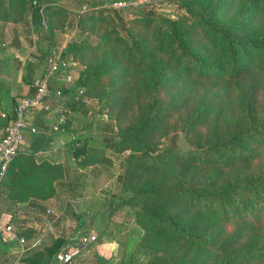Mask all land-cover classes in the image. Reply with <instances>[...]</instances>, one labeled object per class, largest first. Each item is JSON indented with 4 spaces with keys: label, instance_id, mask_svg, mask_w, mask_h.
<instances>
[{
    "label": "trees",
    "instance_id": "1",
    "mask_svg": "<svg viewBox=\"0 0 264 264\" xmlns=\"http://www.w3.org/2000/svg\"><path fill=\"white\" fill-rule=\"evenodd\" d=\"M102 1L76 19L97 39L62 52L80 65L69 107L99 100L116 135L102 146L128 152L118 179L140 229L135 264H264V0H167L185 15L141 6L129 19ZM27 11L39 22L32 0H0V22ZM44 11L49 37L62 32L68 12ZM70 144L78 164L109 162L85 138ZM62 176L61 163L17 151L0 184L9 203H33L52 197ZM66 242L52 239L35 263L49 264Z\"/></svg>",
    "mask_w": 264,
    "mask_h": 264
},
{
    "label": "crops",
    "instance_id": "2",
    "mask_svg": "<svg viewBox=\"0 0 264 264\" xmlns=\"http://www.w3.org/2000/svg\"><path fill=\"white\" fill-rule=\"evenodd\" d=\"M43 23L42 18L36 22L30 15L16 23L0 22V137L12 115L16 100L31 93L32 79L46 69L45 56L51 50H59L66 68L48 78L47 95L26 117V123L33 126L35 131L30 132L28 128L23 130L18 151L31 152L37 160L61 163L63 176L56 182L55 194L52 197L33 203H9L5 198V188L0 184V264H38L35 263L36 257L33 255L42 251V248L49 245L57 236L67 240L61 249L74 243L77 239L75 231L63 222L57 221L61 212L58 209L63 200L72 201L73 198L68 199L67 195H59L57 187L63 184L67 190L66 183L71 179L70 177L66 179L67 173L64 171L69 166L70 171L74 172L73 178L80 175V184L91 181V172L96 171L94 169L97 164L77 167L78 163L71 155L69 143V140L76 138L77 135L68 138V133L74 130L79 132V135L83 134L74 119L78 112L72 110L74 106L69 107L68 99L69 89L77 90L72 81L76 76L78 64L63 56L62 50L67 42V34L54 31L52 37H49ZM66 75H69L71 80L67 81ZM61 115H64V120L68 122L66 126L63 125L65 121L59 122ZM105 148L111 151L108 145H105ZM105 156L110 158V155ZM55 204H58L56 211ZM66 206L69 207V204L64 205L65 209ZM49 213L53 215L54 221H48ZM57 216L58 219H55ZM6 226H10V230H6ZM103 244L113 246L114 242ZM53 255L49 264L52 263ZM25 258L31 261H25Z\"/></svg>",
    "mask_w": 264,
    "mask_h": 264
},
{
    "label": "rangeland",
    "instance_id": "3",
    "mask_svg": "<svg viewBox=\"0 0 264 264\" xmlns=\"http://www.w3.org/2000/svg\"><path fill=\"white\" fill-rule=\"evenodd\" d=\"M90 0H32V5L35 4L43 6L39 17L45 23V11L47 7H59L68 12L67 18L64 22L62 32L67 34V42H91L97 39L99 33H89L88 31H80L76 27V19L78 15L92 10L94 4ZM98 1L100 0H94ZM116 0H103L101 7H107L118 10L119 15L123 19L131 18L138 11V7L143 8L144 11H152L160 16L167 18H176L185 15L175 2L167 0H148L141 3H133L136 0H130L132 3L123 8L109 7ZM30 15L27 11L25 17ZM43 23V25H44ZM66 68V66L64 67ZM80 65H78V69ZM77 69V70H78ZM76 70V74H77ZM66 78L67 81L71 77ZM76 77V76H75ZM74 77V79H75ZM73 82V81H72ZM101 108V104L97 99H85L81 105L82 111H77L75 123L78 129L83 131H72L68 133V138L72 135H77L76 138L69 140L72 143L77 138H85L91 150L97 148L105 155H110L108 163H98L95 166L96 171L91 172L92 180L79 183V180L74 183L72 181L74 172H71L70 166L65 168L67 177H70L67 184V190L64 185H58L59 195H67L70 200H63L59 209L58 204H55V211L60 210L55 219L61 221L67 227L75 231L76 238L81 235L94 236L93 241L81 250L79 255L75 258L73 264H135L142 262L144 256L136 249L134 243L140 234V229L133 220L131 210L121 205V200L128 194L120 190V183L118 177L123 169L124 159L128 152L113 153L109 149L102 146L104 137L112 140L115 135L114 121L108 118L106 111ZM83 135V136H82ZM103 147V148H102ZM78 168H83V165L78 164ZM72 176V177H71ZM80 186V187H79ZM74 192V193H70ZM72 194V195H71ZM65 204H69L67 209ZM57 213V212H56ZM48 217V221L53 220V215ZM54 221V220H53ZM52 225V224H51ZM71 229V230H72ZM113 241V246L110 244H103L104 242Z\"/></svg>",
    "mask_w": 264,
    "mask_h": 264
},
{
    "label": "built area",
    "instance_id": "4",
    "mask_svg": "<svg viewBox=\"0 0 264 264\" xmlns=\"http://www.w3.org/2000/svg\"><path fill=\"white\" fill-rule=\"evenodd\" d=\"M148 0H136L133 3H141ZM130 0H116L109 7L123 8L130 5ZM34 4L37 8V12L41 13L43 6ZM46 69L38 76L34 77L31 81V93L23 95L16 100V104L13 109V117L6 123L3 134L0 137V178L2 177L7 163L18 151V147L22 140V132L28 128L30 132H34L33 126H29L26 123V117L29 116L32 110L40 104L43 98L47 95V81L48 78L63 69L66 65L62 59L59 50H51L44 59ZM68 78V76H66ZM64 115H61L59 122H64ZM49 212V210H46ZM6 230H10V226L5 227ZM94 239V236L81 235L75 239L74 243L66 245L64 248L55 252L52 258L51 264H73L75 258L79 255L82 249L90 244Z\"/></svg>",
    "mask_w": 264,
    "mask_h": 264
},
{
    "label": "water",
    "instance_id": "5",
    "mask_svg": "<svg viewBox=\"0 0 264 264\" xmlns=\"http://www.w3.org/2000/svg\"><path fill=\"white\" fill-rule=\"evenodd\" d=\"M177 145L181 152L187 153L193 149V145L185 139L184 133L180 132L177 138Z\"/></svg>",
    "mask_w": 264,
    "mask_h": 264
}]
</instances>
